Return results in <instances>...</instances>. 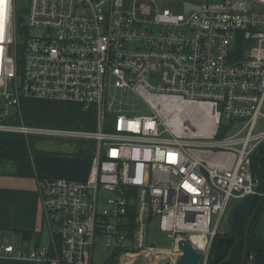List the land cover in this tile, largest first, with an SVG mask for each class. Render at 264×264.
I'll return each instance as SVG.
<instances>
[{
	"label": "built area",
	"instance_id": "obj_1",
	"mask_svg": "<svg viewBox=\"0 0 264 264\" xmlns=\"http://www.w3.org/2000/svg\"><path fill=\"white\" fill-rule=\"evenodd\" d=\"M138 1L144 17L156 5L153 22L139 21ZM126 2L31 0L18 29L16 0H0V133L77 152L86 142L91 153L88 178L41 180L47 241L26 248L0 238V257L93 264L102 246L117 264H175L189 239L208 264L231 202L263 196L252 159L264 142V0H222L187 15L158 0L126 11ZM110 78L151 115L109 103ZM29 98L97 108L96 128L26 124ZM187 112L202 119L189 115L192 125ZM153 226L168 247L151 239Z\"/></svg>",
	"mask_w": 264,
	"mask_h": 264
},
{
	"label": "crops",
	"instance_id": "obj_2",
	"mask_svg": "<svg viewBox=\"0 0 264 264\" xmlns=\"http://www.w3.org/2000/svg\"><path fill=\"white\" fill-rule=\"evenodd\" d=\"M39 100L42 103L56 104L54 105L56 107V115L52 120L58 125L71 128H94L97 125V108L85 109L79 102ZM89 113L95 114L93 115L96 116L95 123L88 120L90 119ZM34 154V177H16L0 174V238L6 244L15 247L34 248L38 247L41 241L43 243L48 239L43 228L42 198L39 190L41 180L45 178L83 180L88 178L90 174L91 162L87 157H82L86 161H84L85 166L80 170H75L72 166V159L61 157V154ZM238 207L237 212L239 214L234 227H240V230L244 210L242 205ZM25 234H29L30 237L27 239ZM0 264L36 263L27 259L0 257Z\"/></svg>",
	"mask_w": 264,
	"mask_h": 264
},
{
	"label": "rangeland",
	"instance_id": "obj_3",
	"mask_svg": "<svg viewBox=\"0 0 264 264\" xmlns=\"http://www.w3.org/2000/svg\"><path fill=\"white\" fill-rule=\"evenodd\" d=\"M222 0H182L181 2H176L173 0H168V1H163V0H158V7L160 10H169L172 14L174 15H180L184 14L185 15V4H192L194 6H203L206 5L207 3L211 4H218ZM31 0H16V7L19 13H21L26 21L29 16V8H30ZM144 2L138 1L136 3V8L139 13V21L141 22H153L155 19V4H147L148 7H151L154 9L153 13L147 17H144L140 13V9L143 6ZM134 6V0H127L126 2V11L133 9ZM158 30V28L156 29ZM21 39V36H19ZM115 82L114 78H110L108 82V102L111 103L115 99V103L117 100L119 101V107L123 106L127 113H130L132 117H138V116H150L151 112L147 109V107L144 105V103L140 100H136L132 94L128 93H123L120 90H115L113 88V84ZM153 86L158 87L159 86V80L154 78L150 82ZM33 100V101H32ZM41 100L39 99H27L24 101V108H23V116H24V122L29 125H34V126H40V127H50V128H71L67 126H61L58 125L56 122L52 120V118L56 115V107L53 103H42L39 102ZM117 105L115 106V110L117 109ZM134 110V112H133ZM96 113V112H95ZM95 114L89 113L90 119L89 121L96 122V116H93ZM96 128V127H94ZM29 137V138H28ZM31 144H35V142L38 140L37 138L33 136H27V138ZM83 144V150L88 153L87 158L90 159L91 153L88 152L89 144L86 142H80L78 143V146L80 148V151H82V146ZM79 151V152H80ZM42 154L36 152V150L33 147V154ZM34 154V155H35ZM61 157L64 158H70L72 159V166L75 170H80L82 169L85 164L84 161L85 159L82 158V156L78 155V152L74 154L73 156H67V155H60ZM86 162V161H85ZM109 198V195L106 196ZM242 200H233L230 204V207L225 214L224 218L221 221V225L219 227L218 233L215 238L214 246L216 243V240L220 236H228V237H233L236 240L235 246L231 250L229 256L227 257L226 260H224L220 264H240V260L242 257V251H243V230L245 227V211L243 212V221H242V226L241 229L234 227V224L237 222V215L239 214L237 212V208H239V205L243 204L241 203ZM243 210H245V207L243 206ZM217 221L216 216H213L212 218V223L213 226H215ZM151 239L155 241L156 243H159L163 247H168L169 242L165 240L164 237L160 236L157 231V227L153 226L152 233H151ZM98 243L105 244L106 243V238L104 237H99L98 238ZM213 246V249H214ZM212 249V253H213ZM211 253V256H212ZM113 254V250H107L104 247L97 246L95 248V253H94V259H93V264H103L111 255ZM210 256V258H211ZM251 256L254 257L253 260H251ZM249 258V263L248 264H264V253H259V254H253ZM210 258L208 261V264H210ZM204 259H202L201 264H203ZM169 264V263H168Z\"/></svg>",
	"mask_w": 264,
	"mask_h": 264
},
{
	"label": "trees",
	"instance_id": "obj_4",
	"mask_svg": "<svg viewBox=\"0 0 264 264\" xmlns=\"http://www.w3.org/2000/svg\"><path fill=\"white\" fill-rule=\"evenodd\" d=\"M20 15H22L20 13ZM25 28H22V31ZM78 152L79 156L87 157L88 153L83 150ZM33 147L31 142L26 139L25 136L16 133H0V174L18 176V177H28L32 178L35 176V168L33 164ZM264 155V142L258 147L252 159V171L255 178L260 180L259 191L264 194V161L262 165L258 166L259 159ZM260 197L259 196H250L241 201L245 207V227L246 224L258 206ZM264 213V204L258 214L257 219L254 222L251 236H250V250L248 256L264 253V241L258 240L254 235L255 228L259 223L262 215ZM245 227L243 230V236L245 232ZM25 237L28 239L29 234H25ZM118 256H110L103 264H117ZM241 261V260H240Z\"/></svg>",
	"mask_w": 264,
	"mask_h": 264
},
{
	"label": "water",
	"instance_id": "obj_5",
	"mask_svg": "<svg viewBox=\"0 0 264 264\" xmlns=\"http://www.w3.org/2000/svg\"><path fill=\"white\" fill-rule=\"evenodd\" d=\"M190 10H200V7L193 6L191 4H185L186 15L189 13ZM24 23H25V18L20 15L18 17V29H20L21 25ZM34 149L36 150V152L44 153V154L74 155L77 147L76 145L57 146L49 142L38 140L34 144ZM263 161H264V155L258 161L259 167L262 165ZM263 204H264V198L261 197L258 206L251 214L246 224L244 238H243V252H242L240 264H248L251 231ZM254 235L258 240L262 239L264 241V213L255 228ZM235 243L236 240L233 237L220 236L216 240L213 254L212 257L210 258V264H220L224 260H226L231 250L235 246ZM179 250L181 252V256H179L175 264H201L203 259V254L197 251L193 247L190 240L188 239L181 240L179 242ZM139 264H146V263L141 262ZM157 264H168V261L164 258H161Z\"/></svg>",
	"mask_w": 264,
	"mask_h": 264
},
{
	"label": "bare ground",
	"instance_id": "obj_6",
	"mask_svg": "<svg viewBox=\"0 0 264 264\" xmlns=\"http://www.w3.org/2000/svg\"><path fill=\"white\" fill-rule=\"evenodd\" d=\"M192 5V4H191ZM194 6V5H193ZM186 15V14H185ZM20 16V15H19ZM18 16V17H19ZM21 16H23V15H21ZM24 17V16H23ZM25 18V17H24ZM25 22H26V19H25ZM25 24V23H24ZM23 25V24H22ZM21 25V26H22ZM189 115H191L192 116V121H195V119H202V114H201V112H187V115H186V119L187 120H189V118H188V116ZM190 122H191V124L193 125V122L191 121V120H189ZM80 143V142H79ZM72 145H76V144H72ZM61 146H64V145H61ZM76 147H77V145H76ZM80 151V150H79ZM78 151V152H79ZM76 152H77V149H76ZM76 152H75V154H76ZM259 180V179H258ZM260 181V180H259ZM261 183V182H260ZM260 186V185H259ZM259 189V188H258ZM263 194V193H262ZM260 198L261 197H263L264 198V194H263V196H259ZM245 233V232H244ZM219 238V237H218ZM217 238V239H218ZM183 240H187V239H183ZM189 240V239H188ZM191 242V241H190ZM194 243L196 244V245H199V246H201V247H204L205 246V240H203L202 238H200V237H196V238H194ZM192 244V243H191ZM193 245V244H192ZM194 247V246H193ZM215 247V246H214ZM195 248V247H194ZM214 250V249H213ZM243 252V251H242ZM213 254V253H212ZM181 256V255H180ZM211 256V255H210ZM212 257V256H211ZM203 259H204V256H203ZM178 260V259H177ZM141 263V262H140Z\"/></svg>",
	"mask_w": 264,
	"mask_h": 264
}]
</instances>
